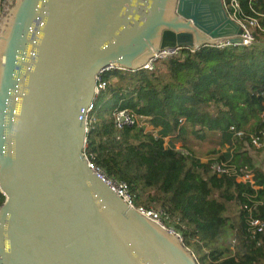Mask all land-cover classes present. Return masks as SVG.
Wrapping results in <instances>:
<instances>
[{
	"label": "water",
	"instance_id": "obj_1",
	"mask_svg": "<svg viewBox=\"0 0 264 264\" xmlns=\"http://www.w3.org/2000/svg\"><path fill=\"white\" fill-rule=\"evenodd\" d=\"M222 0H2L0 264H198L89 167L97 76L241 44Z\"/></svg>",
	"mask_w": 264,
	"mask_h": 264
},
{
	"label": "trees",
	"instance_id": "obj_2",
	"mask_svg": "<svg viewBox=\"0 0 264 264\" xmlns=\"http://www.w3.org/2000/svg\"><path fill=\"white\" fill-rule=\"evenodd\" d=\"M235 1L259 21L253 45L179 49L151 70L112 68L100 74L106 86L87 116L88 160L124 182L136 207L160 213L198 264H264V229L253 233L248 222L264 223V169L250 153L254 139L263 141L264 0ZM116 110L145 118L156 135L140 123L116 129ZM187 131L200 140L217 134L228 148L202 162L185 144ZM178 140L186 154L175 149ZM215 163L226 172L216 173Z\"/></svg>",
	"mask_w": 264,
	"mask_h": 264
},
{
	"label": "built area",
	"instance_id": "obj_3",
	"mask_svg": "<svg viewBox=\"0 0 264 264\" xmlns=\"http://www.w3.org/2000/svg\"><path fill=\"white\" fill-rule=\"evenodd\" d=\"M222 5H223V8H224L225 12L227 13L228 17L230 19H232L234 22H236L239 25V27L241 28V30H242V33H241L242 41H241L240 45H231L228 42H221V43L214 45L213 47H216V48H224V47H228V46L250 47L251 45H253V43L255 42L254 33L257 29H260L258 19L251 18V17H244L242 15V11H241V8H240L238 2L235 0H230V1L222 0ZM261 17L264 18V15ZM177 51L178 50H174V51L164 50V51H162L159 55H157L155 57L154 60L150 61L145 66L144 69L151 70L153 68V62L155 60L165 58L167 56H171V55L175 54ZM96 82H97V84H96L95 94L97 97L98 94L100 93V91L104 90L106 85H105V82L100 77V75L97 76ZM91 109H92V106L90 107V110ZM263 115H264V113L262 114V116ZM112 117H113L114 127L116 129H123L125 127L130 128V127L134 126V124L140 123L141 121H145V118L137 117L136 115L131 113L129 110H116L112 113ZM94 122H96V121H95V119L92 118L90 120V123H94ZM87 126H88V121H87ZM230 130H234L233 127H230ZM87 131H88V129H87ZM240 134L241 133H238V135H240ZM261 137L264 141V129L261 131ZM258 139H254V141H253L254 145H256V143L259 141ZM87 160H88V158H87ZM88 163H89V167L98 173V177L104 183H106L108 186L112 187L113 191L130 208L135 209L137 212L142 214L144 217L152 220L155 223H158L163 228L167 229L168 231H170L172 233H175L176 235H178L180 237V235L177 234L173 229L167 228V226L162 221L160 213L152 210L151 208L136 207L134 205V203L132 202V197L128 191L127 185L124 182L109 179L101 169H99L98 167H95L89 160H88ZM211 168L214 171H216V173H225L226 172L225 167L221 164L219 165V164L215 163L212 165ZM248 222H249L250 229L253 231V233L263 231L264 223H261L258 219H254V218H252V216H250L248 219ZM180 239L182 240L181 237H180Z\"/></svg>",
	"mask_w": 264,
	"mask_h": 264
},
{
	"label": "rangeland",
	"instance_id": "obj_4",
	"mask_svg": "<svg viewBox=\"0 0 264 264\" xmlns=\"http://www.w3.org/2000/svg\"><path fill=\"white\" fill-rule=\"evenodd\" d=\"M0 8H1V6H0ZM263 42H264V40H260V43H263ZM140 125L144 127L145 132H150L153 135H156V130H153L152 127L149 126L147 122L141 121ZM172 139L173 138L171 136L165 137L163 139L164 146L167 147L168 144H170V141ZM185 139H186L185 144L187 145V147L202 162H206L211 158L218 157V155L224 153L226 151V149L228 148L227 144H224L222 146L221 138L217 134H209L208 133L205 135V137L203 139L200 140V139L194 138V136L191 135V133L189 131H187V133L185 135ZM173 143H174V147L176 150L182 151L184 154H186V150L182 149L181 140L174 141ZM254 148H255L256 152L255 151L253 152L252 150L250 152L251 156L253 157L254 163L258 167H262L264 169V141H258L256 143V145H254ZM246 179H251V175L247 176V177L246 176L242 177L241 179H238V181H240V180L245 181ZM235 211H237V213H238L239 207L238 208L235 207ZM163 222L167 226L168 229H170V228L173 229V227L171 225H168V223L166 222L165 219H163ZM176 233L179 234L181 237V234L179 232H176ZM206 262L208 263V259L206 260Z\"/></svg>",
	"mask_w": 264,
	"mask_h": 264
}]
</instances>
